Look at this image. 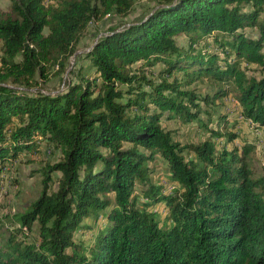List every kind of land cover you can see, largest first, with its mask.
Segmentation results:
<instances>
[{
    "label": "trees",
    "instance_id": "16d2710c",
    "mask_svg": "<svg viewBox=\"0 0 264 264\" xmlns=\"http://www.w3.org/2000/svg\"><path fill=\"white\" fill-rule=\"evenodd\" d=\"M137 2L12 0L0 19V176L42 142L59 152L0 243V264H264V172L255 177L247 162L254 144L229 149L238 133L211 129L216 142L181 146L161 124L207 128L201 105L219 103L231 112L222 121L235 110L258 138L264 0H158L135 22L99 32L61 91L37 88L53 70L66 74L91 25L125 19ZM204 80L212 87L201 93ZM157 155L163 184L150 177ZM101 218L94 230L86 222ZM34 223L38 242L18 241ZM87 231L88 242L76 238Z\"/></svg>",
    "mask_w": 264,
    "mask_h": 264
},
{
    "label": "rangeland",
    "instance_id": "374dc122",
    "mask_svg": "<svg viewBox=\"0 0 264 264\" xmlns=\"http://www.w3.org/2000/svg\"><path fill=\"white\" fill-rule=\"evenodd\" d=\"M11 1L12 0H0V19L5 18L10 14L11 10ZM158 0H139L137 2L131 13L125 19H119L117 17H107L101 22H98L95 25H91L88 31L87 36L82 40L78 45V51L70 58L67 72L64 75L56 74V70L51 71L50 74L53 76L47 85L43 86L40 84L37 88L48 92L55 93L56 91H61L64 88V82L69 78V72L71 70H76L78 65H86V61H81L79 57L82 56L84 52L89 50V47L93 43L95 36L99 32L105 31L108 27L118 26L122 24H129L135 22L138 18L142 17L149 10L156 7ZM264 17V15L262 16ZM47 34V30L44 31ZM248 34H250L247 31ZM99 36V35H98ZM179 44H186V38L180 36L177 38ZM79 62V63H78ZM160 65H156L155 69L159 70ZM250 71H247L249 75H256L258 73L254 67H250ZM198 90L203 92H208L211 90V85L204 80L203 83H198ZM35 88L29 89V91L34 92ZM228 99V98H227ZM233 106L234 101L229 96L228 99ZM201 111L199 119L205 124L209 123V126L206 128L205 125L200 127L197 122H193L189 125H182L176 120L166 121L162 120L161 124L168 130L173 131L174 140L179 142L181 146H190L195 145L201 142H204L208 139L216 142V138H210V130H217L221 134L225 132H237L238 137L231 143H229L228 148H240L243 144H254V150L247 157L248 164L254 169L256 175L255 177L261 176L264 172V127L259 131L258 138H254V129L246 121L239 122L235 118V110L231 116H227L231 112L226 111L225 106L218 105H201ZM224 108V110H223ZM207 113L210 115V118L207 119ZM224 114H227V119L222 121L225 117ZM225 122V123H224ZM234 122H237L236 125H232ZM223 123L226 125L224 128ZM222 144L219 143L217 149L220 150ZM38 151V152H37ZM37 153H22L17 159L8 161L6 164V169L3 170V174L0 176V243L2 244L10 237L11 233L17 229V224L14 219L15 216L19 213H22L29 207V205L35 201L41 192L42 189V180L41 170L46 164H54L58 161L59 152L51 151V148H48L45 142H42L37 145ZM187 151L183 153L187 159L190 157L186 154ZM149 167L152 172L150 177L152 178L154 184H163L166 183L168 178V171L165 162L160 156H155L153 162H149ZM58 174L53 175V181L50 186L52 189L56 188L55 180L58 178ZM136 204L138 207L141 206L143 202L142 198L139 195V188L135 189ZM161 212L160 216L163 218V207L159 208ZM88 224L92 226V229L99 228V225L102 223V218L99 219V222L96 223L94 220H87ZM95 227V228H94ZM24 235L17 236L18 241H22L28 244H36L38 242V225L34 223L30 230L25 228L23 230ZM26 235V236H25ZM76 238H83L85 241L90 239V232L87 231L85 234L80 232L76 233ZM88 242V241H86Z\"/></svg>",
    "mask_w": 264,
    "mask_h": 264
}]
</instances>
